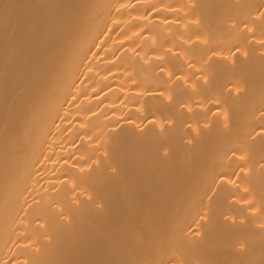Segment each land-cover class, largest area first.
<instances>
[{
    "label": "bare ground",
    "instance_id": "obj_1",
    "mask_svg": "<svg viewBox=\"0 0 264 264\" xmlns=\"http://www.w3.org/2000/svg\"><path fill=\"white\" fill-rule=\"evenodd\" d=\"M0 264H264V0H0Z\"/></svg>",
    "mask_w": 264,
    "mask_h": 264
}]
</instances>
